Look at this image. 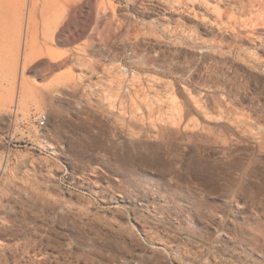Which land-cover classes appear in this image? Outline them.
I'll use <instances>...</instances> for the list:
<instances>
[{
    "label": "rangeland",
    "instance_id": "1",
    "mask_svg": "<svg viewBox=\"0 0 264 264\" xmlns=\"http://www.w3.org/2000/svg\"><path fill=\"white\" fill-rule=\"evenodd\" d=\"M27 1L0 0V264H264V0L59 28Z\"/></svg>",
    "mask_w": 264,
    "mask_h": 264
},
{
    "label": "bare ground",
    "instance_id": "2",
    "mask_svg": "<svg viewBox=\"0 0 264 264\" xmlns=\"http://www.w3.org/2000/svg\"><path fill=\"white\" fill-rule=\"evenodd\" d=\"M83 0H53L52 1V4H50V5H44V7H43V9H42V15L43 16H46V13L49 15L50 14V17L48 18L49 20H48V22L46 21L45 23L46 24H50L52 27L53 26H56V27H58L59 25H62V23H66L67 22V24L69 23V22H71V21H73V18H75L74 17V11L76 10V6H75V4H77L78 2H82ZM113 1V0H112ZM119 1H121V0H119ZM141 1V0H140ZM134 1H132V3H133ZM27 3H28V1L27 0H15V2H14V4H13V9H16V10H18V11H20L21 13L23 12H25V10H26V8H27ZM84 3V2H83ZM90 3V2H89ZM103 3H105V1L103 2ZM103 3H101V4H103ZM107 3V2H106ZM110 3V2H109ZM135 3V2H134ZM139 3H141V2H139ZM87 4H88V1H87ZM91 5H92V3H90ZM112 4V3H111ZM115 4V3H114ZM95 5V4H94ZM139 5V4H138ZM40 5H38V0H34L33 2H32V5H31V7H30V17H34L35 15H36V12L39 10V7ZM81 6V5H80ZM101 6V5H100ZM106 6V5H105ZM104 6V7H105ZM111 7H112V9L115 11L116 9H117V7L115 6V5H110ZM92 7H94L93 5H92ZM134 7V6H133ZM89 8H90V5H89ZM100 8V7H99ZM122 8V7H121ZM129 8V7H128ZM132 8V7H131ZM94 9V8H93ZM102 9V8H101ZM111 9V8H110ZM28 10H29V8H28ZM96 10V9H95ZM103 10V9H102ZM119 10V9H118ZM155 10H156V8H155ZM88 11V10H87ZM76 12V11H75ZM89 12H90V10H89ZM94 12V11H93ZM96 12V11H95ZM98 12V11H97ZM96 12V13H97ZM28 13V12H27ZM88 13V12H87ZM91 14H92V12H90ZM113 13V12H112ZM114 14V13H113ZM116 14V13H115ZM114 14V15H115ZM76 15V14H75ZM87 15V14H86ZM100 15V14H99ZM115 17V16H114ZM35 18V17H34ZM90 18V17H89ZM93 19H94V16L92 17ZM96 19H97V17H96ZM75 20V19H74ZM76 20H78V19H76ZM82 20V19H81ZM34 21V20H33ZM79 21V20H78ZM100 21H101V18H100ZM99 21V22H100ZM103 21V20H102ZM118 21V20H117ZM31 22V21H30ZM85 22V21H84ZM92 22V21H91ZM76 24H77V22H76ZM79 24H81L80 22H79ZM78 24V25H79ZM94 24H96V23H94ZM69 25V24H68ZM72 25V24H71ZM74 25V24H73ZM72 25V26H73ZM89 25H91L90 23H89ZM89 25H85V26H83V27H81V28H83V31H85L86 30V28H88L89 27ZM98 25V24H97ZM101 25V24H100ZM100 25H98V26H100ZM71 27V26H70ZM69 27V28H70ZM77 27V26H76ZM59 28V27H58ZM64 28V27H63ZM63 28H61V30L63 29ZM71 29H72V27H71ZM78 29H79V27H78ZM96 29V28H95ZM60 30V29H59ZM69 31V30H68ZM71 31V30H70ZM59 32V31H58ZM73 32H74V30H73ZM57 34V33H56ZM83 35V34H82ZM76 36V35H75ZM28 39V38H27ZM28 44V43H27ZM29 47H32L33 48V46L32 45H29ZM30 59H31V57H30V54H25L24 55V68L25 67H27L28 65H29V63H30ZM48 121H49V117H48V115L46 116V117H44V127L47 125V123H48ZM183 166V165H182ZM223 221V220H222ZM221 230H224V226H221L220 227V229H219V231H221ZM150 239V238H149ZM153 239H151V241H152ZM150 241V242H151ZM152 243V242H151ZM0 245H1V243H0ZM106 259H108L109 261H113V260H115V256L114 255H112V256H109V257H107V256H104ZM182 257H181V255H179V257H175V258H173V260L174 261H177V260H179V259H181ZM139 261V260H138ZM139 264H168L166 261H165V259H164V257L162 256V257H159V258H156V257H154L153 259H149V260H147L146 258H144V257H142V258H140V261H139Z\"/></svg>",
    "mask_w": 264,
    "mask_h": 264
},
{
    "label": "built area",
    "instance_id": "3",
    "mask_svg": "<svg viewBox=\"0 0 264 264\" xmlns=\"http://www.w3.org/2000/svg\"><path fill=\"white\" fill-rule=\"evenodd\" d=\"M46 116H47V114H42V115L38 116L37 121H38V127L39 128L44 127V117H46Z\"/></svg>",
    "mask_w": 264,
    "mask_h": 264
}]
</instances>
